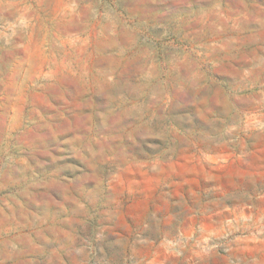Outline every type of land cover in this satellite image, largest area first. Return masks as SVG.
<instances>
[{
    "label": "rangeland",
    "instance_id": "374dc122",
    "mask_svg": "<svg viewBox=\"0 0 264 264\" xmlns=\"http://www.w3.org/2000/svg\"><path fill=\"white\" fill-rule=\"evenodd\" d=\"M0 264H264V0H0Z\"/></svg>",
    "mask_w": 264,
    "mask_h": 264
}]
</instances>
